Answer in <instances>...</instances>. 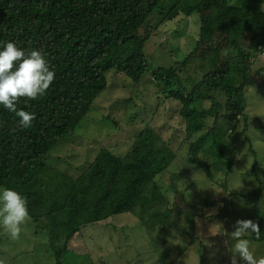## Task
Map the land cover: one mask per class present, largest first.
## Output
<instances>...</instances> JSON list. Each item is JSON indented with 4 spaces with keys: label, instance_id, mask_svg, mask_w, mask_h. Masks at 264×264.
<instances>
[{
    "label": "trees",
    "instance_id": "trees-1",
    "mask_svg": "<svg viewBox=\"0 0 264 264\" xmlns=\"http://www.w3.org/2000/svg\"><path fill=\"white\" fill-rule=\"evenodd\" d=\"M193 14L198 15L199 30L194 49L184 53L174 43L169 54L177 60L152 67L146 53L152 29ZM146 25L149 29L141 33ZM8 42L26 53L42 51L55 71L44 96L21 98L16 105L35 114L32 127L22 129L15 113L0 105V189L15 190L27 199L31 220L47 231L57 264L68 250L88 254L82 235L87 226L131 213L151 232L156 221L184 210L170 204L168 190L162 193L157 185L176 156L151 128L138 133L124 156L103 148L76 177L49 173L50 151L79 128L112 71L135 84L148 72L156 94L176 103L189 143L187 161L208 180L225 175L219 192L228 191L231 181L224 171L235 169L251 153L252 162L241 169V177L250 179L253 188L227 192L220 201L226 203L228 195L248 201L261 235L245 238L264 249V212L257 207L264 194V151L249 136L246 114V94L264 96V67L254 66L264 56V0H0V50ZM242 142L240 150L236 143ZM192 186L188 190L195 192L197 186ZM188 194L186 206L196 198ZM202 194L207 198L202 200ZM207 194L202 189L197 200L208 201ZM224 213L206 219L216 221ZM186 214L194 230L193 214Z\"/></svg>",
    "mask_w": 264,
    "mask_h": 264
},
{
    "label": "rangeland",
    "instance_id": "rangeland-1",
    "mask_svg": "<svg viewBox=\"0 0 264 264\" xmlns=\"http://www.w3.org/2000/svg\"><path fill=\"white\" fill-rule=\"evenodd\" d=\"M197 19V14L181 16L173 22L157 26V31L152 29L151 38L146 43L148 63L154 68L173 64L177 57L169 52H172L171 45L177 42L184 53L191 52L199 35ZM147 29L146 25L141 33ZM175 31L178 34H174ZM254 66L258 69L264 67L263 55ZM149 77L146 72L141 82L135 84L125 75L114 71L108 73L107 88L95 100L92 110L78 129L56 144L46 163L52 169L49 173L59 171L76 177L94 161L101 149L124 156L138 133L151 128L168 141L176 156L171 167L157 178V185L162 193L168 190L166 196L170 204L184 210L180 214H170L168 219L161 218L164 221H156L151 232L142 226L138 215L131 213L115 215L87 226L82 229V235L88 254L76 255L68 250L61 257V264H231L230 248L234 241L229 232L234 231L238 219H254L247 200L235 196L229 198L228 195L226 203L220 201L227 192H247L253 188L250 179L241 177V169L247 170L252 162L251 153L235 169L233 166V169L224 171L231 181L228 191L219 192L220 186L226 182L225 175L208 180L187 161L189 143L185 140L184 119L179 115L176 103L156 94L158 88L150 84ZM250 93L246 94V114L251 126L249 136L258 150L261 146L264 149V96L253 91ZM252 94L254 97H251ZM236 144L241 147L240 150L245 147L244 142L240 146ZM256 152L260 161L261 157ZM260 167L261 171L264 170V163ZM173 183L175 188L170 187ZM193 183L199 192L202 189L208 192V201L199 202V192L188 190ZM180 192L185 194L186 200H189L188 193L196 197L192 205H185L186 200L181 198L183 194ZM201 198L206 199V194H202ZM162 206L161 209L165 210ZM257 207L264 212V194L260 195ZM147 210L144 211L146 218ZM223 211L226 213L216 221L206 219H213L214 214ZM187 212L193 214L194 230L192 224L186 221ZM48 242L47 231L38 229L32 220L23 226L16 240L10 239L0 227V261L3 264H57L56 254ZM251 246L257 258L264 256L260 244L252 242ZM238 264L244 262L238 258Z\"/></svg>",
    "mask_w": 264,
    "mask_h": 264
},
{
    "label": "clouds",
    "instance_id": "clouds-1",
    "mask_svg": "<svg viewBox=\"0 0 264 264\" xmlns=\"http://www.w3.org/2000/svg\"><path fill=\"white\" fill-rule=\"evenodd\" d=\"M55 80V71L45 55L40 50L26 53L18 48L14 42H8L0 50V105L15 113L19 118L22 129L33 126L36 119L34 113L18 110L16 105L21 98L36 100L47 93ZM31 221L27 199L12 189L0 191V227L4 229L10 239L19 238L23 226ZM260 238L259 224L251 219H238L234 224V231L229 235L234 244L230 251L231 264H264V256L257 258L246 236L253 235ZM3 264V261H0Z\"/></svg>",
    "mask_w": 264,
    "mask_h": 264
}]
</instances>
